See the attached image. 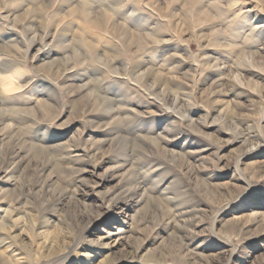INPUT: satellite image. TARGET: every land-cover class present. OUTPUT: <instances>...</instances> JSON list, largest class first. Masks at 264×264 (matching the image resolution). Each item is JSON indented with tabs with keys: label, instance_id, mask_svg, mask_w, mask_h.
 Listing matches in <instances>:
<instances>
[{
	"label": "rangeland",
	"instance_id": "rangeland-1",
	"mask_svg": "<svg viewBox=\"0 0 264 264\" xmlns=\"http://www.w3.org/2000/svg\"><path fill=\"white\" fill-rule=\"evenodd\" d=\"M0 264H264V0H0Z\"/></svg>",
	"mask_w": 264,
	"mask_h": 264
}]
</instances>
